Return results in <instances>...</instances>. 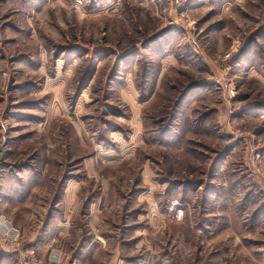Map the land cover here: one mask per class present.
I'll return each mask as SVG.
<instances>
[{"label":"rangeland","instance_id":"rangeland-1","mask_svg":"<svg viewBox=\"0 0 264 264\" xmlns=\"http://www.w3.org/2000/svg\"><path fill=\"white\" fill-rule=\"evenodd\" d=\"M0 264H264V0H0Z\"/></svg>","mask_w":264,"mask_h":264},{"label":"built area","instance_id":"built-area-1","mask_svg":"<svg viewBox=\"0 0 264 264\" xmlns=\"http://www.w3.org/2000/svg\"><path fill=\"white\" fill-rule=\"evenodd\" d=\"M189 1H191V0H176V3L185 4V3H188Z\"/></svg>","mask_w":264,"mask_h":264},{"label":"water","instance_id":"water-1","mask_svg":"<svg viewBox=\"0 0 264 264\" xmlns=\"http://www.w3.org/2000/svg\"><path fill=\"white\" fill-rule=\"evenodd\" d=\"M0 165H1V162H0Z\"/></svg>","mask_w":264,"mask_h":264}]
</instances>
